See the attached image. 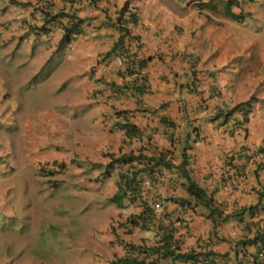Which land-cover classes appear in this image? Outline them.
Segmentation results:
<instances>
[{"label": "crops", "instance_id": "0c3cea01", "mask_svg": "<svg viewBox=\"0 0 264 264\" xmlns=\"http://www.w3.org/2000/svg\"><path fill=\"white\" fill-rule=\"evenodd\" d=\"M34 1L39 7L33 9L31 19L35 24L49 25L47 29H51L48 32L50 36L54 35L53 39L47 38V32L40 35L48 39L51 50L60 40L63 24L69 22V16L49 19L51 15L59 10L69 12L71 8L83 19L82 32L73 34L67 46V56L77 65L69 77L72 78L71 86L81 90L76 93L82 102L73 105L75 109L71 115L75 118L70 123H63L59 114L53 115L48 110V133L38 130L40 125L37 124L29 128L34 134L30 140H24V144L30 157L62 165L76 157L78 162L73 165L80 169L84 164L86 170L92 171L103 197L110 200L118 190L120 174L130 168V162L110 164L113 157L147 148L149 155L163 151L164 159L173 164L171 167L160 166L154 182L142 187L141 197L131 199L125 193L121 201L113 200L111 219L97 228L98 236L110 247L96 248L97 257L102 256L105 264H110L124 254L120 236L126 229L125 221L141 212L144 200L163 193L166 195L165 211L173 219V236L181 251L202 250L206 246L205 249L218 251L217 264H254L251 256L262 243L257 241L250 246L237 243V240L242 234H246L242 238L255 235L259 224L254 221L263 217L262 213L244 212L220 221L206 205L187 194L177 166L182 159L180 140L187 130L197 127L198 137L186 149L189 157L185 167L189 175L208 192L214 191L213 203L220 205L225 213L256 202L255 190L264 186V148L254 152L253 149L264 147L260 115L264 116L255 117L256 103L251 104L248 120L243 123L236 111L231 112L226 121L215 114L226 113L236 103L258 97L260 81H253L250 73L240 72L238 58L243 53L249 59L252 53L256 55L260 46L257 59L260 64L254 70L257 74L264 69V37L260 42L252 38L264 29L255 32L248 29L242 33L237 27L249 19L254 21L250 27H262L264 0H128V10L123 16L127 18L131 12L135 18L126 21L123 42L129 51L146 60L144 70L148 90L139 97L115 94L112 83H122L129 77H123L112 57L103 58V53L120 35L116 19L126 0ZM207 1H229L231 10L240 18L233 19L222 11L199 6ZM42 7L49 9V15ZM46 59L39 57L36 60L44 62ZM190 81L194 82L193 88ZM0 102L3 108V99ZM66 107L69 112V104ZM116 110L121 112L115 113ZM126 110L128 121L138 129L130 136L116 124L125 120ZM164 117L175 121V127L165 125ZM232 119L239 120L238 124L244 128L230 130L228 124ZM69 128L73 135L69 134ZM193 134L195 137V130ZM241 148L242 151H238ZM230 153H233V159L229 165L225 160ZM103 165L105 170H102ZM175 180L179 182H173ZM184 194L189 200L182 205L177 199ZM246 226L251 229L246 231ZM145 230L151 232L149 236L143 233ZM125 237L134 244L148 246L159 241L155 225L135 224ZM19 264H28V261Z\"/></svg>", "mask_w": 264, "mask_h": 264}, {"label": "rangeland", "instance_id": "374dc122", "mask_svg": "<svg viewBox=\"0 0 264 264\" xmlns=\"http://www.w3.org/2000/svg\"><path fill=\"white\" fill-rule=\"evenodd\" d=\"M36 6L34 0H0V264H105L95 249L110 246L98 236L97 228L111 219L113 200L103 197L92 171L84 164L80 169L73 165L78 162L76 157L65 165L34 160L24 144L34 134L29 128L35 124L44 134L50 131L46 125L48 110L59 114L63 123H70L75 118L71 115L73 105L82 102L76 93L81 90L72 87L69 78L73 68L77 69L67 56L69 39L51 50L48 39L40 35L47 32V38L53 39L48 24L41 26L31 19ZM43 10L49 15V9ZM251 23L254 21L249 19L237 28L242 33L264 29V19L263 28L256 24L252 28ZM263 37L264 32L252 36L259 42ZM259 47L249 59L243 53L238 58L240 72L260 81L258 97L252 99V105H257L255 117L264 116V69L257 74L254 70L260 64ZM39 57L47 59L37 61ZM253 64L256 66L252 68ZM260 118L264 132V118ZM69 134L73 135L72 128ZM182 197L189 200L186 194ZM143 233L149 236L151 232ZM161 261L177 263L169 258Z\"/></svg>", "mask_w": 264, "mask_h": 264}, {"label": "trees", "instance_id": "16d2710c", "mask_svg": "<svg viewBox=\"0 0 264 264\" xmlns=\"http://www.w3.org/2000/svg\"><path fill=\"white\" fill-rule=\"evenodd\" d=\"M70 1V3L75 2L76 0H68ZM200 7H207L211 10H215V11H222L224 13H226L227 15H229L231 18L233 19H239L240 15L234 13L230 6L231 3L228 2H221L220 1H207V2H203V3H199ZM128 10V0H126L124 2V4L121 6V8L118 11V16L116 19V25L117 28L120 32V35L118 36V38L114 41L113 45L111 46V48L106 51L105 53H103V58L108 59L110 57H114L115 54L119 49L124 51V56L127 58L128 55L130 56V58L128 59V63L126 65V67H124L123 65L117 64L119 71L121 72V74L123 75V77H126V75H130L131 73H133L134 71H139L140 69H142L145 65L146 60L144 58L141 57H137L135 55V52L129 51L127 49V47H125L124 42H123V37L125 36V33L127 32V27L125 25L126 21L130 20L133 21V19L135 18V15H133V13H129L128 17L125 18L123 16V12ZM74 11L69 8V12H64L62 10L57 11L56 13H54L53 15H51L49 17V19H54V18H58V17H67L69 16V22L63 24V34L61 36L60 39V44L65 43L68 39L70 40L72 38L73 34H77L82 32V21L83 19L80 17H77L74 13ZM115 60V58H114ZM130 60V62H129ZM117 62V61H116ZM194 82L190 81L189 85L191 88L194 87ZM112 88L115 92V94H124V95H130V96H135V97H139L143 92L148 90V83L146 81V77H135L134 79H127L124 80L122 83H112ZM190 89V88H188ZM138 99V98H137ZM250 101L249 99L245 100V101H241L236 103L233 108L222 114V119H224V121L227 120L228 116L231 112L236 111L238 112L240 115H243V121L247 120V112L249 110V106H250ZM121 111L116 110L115 113H120ZM127 110L125 111V120L123 122H117L116 124L123 127L125 129V134L130 136L133 134H136L138 132V129L136 127L135 124H132L128 121L127 118ZM164 123L165 125L171 126V127H175V121H173L172 119H166V117H164ZM236 122H240L238 120H236ZM242 123V121L240 122ZM228 126L230 127V124H228ZM244 127L242 126V129ZM193 130L196 131L195 137L192 136L191 134H193ZM194 135V134H193ZM198 137V128L194 127L190 128L189 130H187V132L184 134L183 139L180 140V142L182 143L181 146V150H182V159L181 162L179 163L178 170L177 172L180 173L181 176L186 177V182H183V185L186 188V191L188 193V195L191 197V199H195L196 202H200L204 205H206L210 211L211 214H214L215 217H217V219L219 218L220 221H225L227 220L230 216H239L241 214H243L244 212H248L251 215L256 214V213H260L262 212V210L264 209V186H262L261 188H257L255 191L257 192V199L255 203H251L249 205H244L242 207H240L237 210H234L231 213H225L223 212V209L220 205H215L213 203V190L208 192L206 188L200 186L197 181L192 178L189 175V171L188 169L185 167V165L188 163V157L189 155L186 152V149L189 148L191 146V141H195L196 138ZM171 139L173 140V137L171 136ZM264 147H259V151H263ZM149 151L147 148H143L138 150V153H133V152H128V153H122L116 157H113L111 159V163L114 162H121V163H127L130 162V168H128L129 170L124 171L123 173H121V178H120V182L118 183V190L116 191V193L112 196V200H116L117 198H119L120 196H122L125 193L129 194V189L130 187L132 188V184H135V181L137 178H142L145 175L148 174H154L157 175L159 173L160 170V166L164 165L166 167H171L173 164L172 162H170L169 160H165L164 157L165 155H163V151H159V153L156 154H148ZM233 159V153H230L229 155H227L225 162L227 164H231ZM135 161V162H133ZM132 164V165H131ZM228 172V171H227ZM152 176V175H151ZM156 176H153V179L155 180ZM173 182H179V180H175ZM122 190V192H121ZM141 192L138 193V197H141ZM123 197V196H122ZM129 197H133L132 195L129 194ZM135 197V196H134ZM186 201V198H178L177 202H179L180 204L184 205ZM147 200L143 201V210L140 213H145V206L147 205ZM141 215V214H139ZM215 220V218H214ZM135 221V220H134ZM255 223L259 224L258 225V229L255 232V235L251 236V237H244L246 234H242L240 237V239L237 240V243L240 244H248L250 246H252V244H257V241H260V244H263L264 247V218L263 217H259V220H255ZM216 221H215V225H216ZM173 226V227H172ZM175 225L174 223H172V225H168L166 227V233L165 235L162 237L161 243L159 241L158 244H151L147 247L145 244L139 245V244H134V243H130L128 242L129 245V252L128 255L119 257L118 259L114 260V264L116 263H124V264H159V261L161 259H165V258H180L181 260H186V259H191L192 261H197L199 258L200 259H204V258H208L209 260H214L215 257L218 254V251L216 250H208L205 249L206 246H204V249L202 250H197L196 252L194 251H188V252H175L173 249V245L178 246L175 242V239L173 238V231H174ZM251 228L249 226H246L245 230L249 231ZM155 253L156 257H153L151 259H149L150 256H141V253H146L148 254L149 252ZM130 252H132L133 254H131ZM251 253V252H250ZM253 254V253H252ZM255 255V254H254ZM251 256L252 259L254 258V260L256 259L255 256L257 257V255L255 256ZM203 261V260H202ZM256 264H262V261L259 260Z\"/></svg>", "mask_w": 264, "mask_h": 264}, {"label": "clouds", "instance_id": "9594fccd", "mask_svg": "<svg viewBox=\"0 0 264 264\" xmlns=\"http://www.w3.org/2000/svg\"><path fill=\"white\" fill-rule=\"evenodd\" d=\"M42 26V25H41ZM73 36V35H72ZM60 39H61V37H60ZM70 41V40H69ZM60 42V40L58 41V44H56V47H58V45L60 44L59 43ZM64 44V43H63ZM63 44H61V45H63ZM125 46V45H124ZM126 47V46H125ZM119 53H124V51L123 50H121V49H119L116 53H114L115 54V56L114 57H112V59H114L115 58V61H116V56L119 54ZM124 55V54H123ZM128 59L130 58V56L128 55V57H127ZM130 61V60H129ZM117 64H118V62H116ZM129 64V63H128ZM126 65H127V63L126 64H124L123 66L124 67H126ZM143 70V71H142ZM126 76H128L129 78L128 79H134L135 77H137V76H139V77H143V76H145V70H144V67L142 68V69H140L139 71H134L133 73H131L130 75H126ZM249 100H251L250 101V106H249V110H248V112H247V117H248V115H249V112H250V110H251V104H252V99H249ZM233 108V107H232ZM231 108V109H232ZM230 109V110H231ZM222 114H224V113H222ZM222 114H219V113H216L215 115H219V116H221L222 117ZM228 116V115H227ZM241 117H242V119H241V121H242V123L243 122H245V121H243V115H241ZM247 120H248V118H247ZM246 120V121H247ZM239 121V120H238ZM239 122H236V120H234V119H232L231 120V122H230V127H229V129L230 130H232V131H236L238 128H242V126H241V124L239 125L238 124ZM256 150H258V148H256V149H253V152L254 151H256ZM152 175V176H151ZM153 176H156V175H154V174H148V175H145L144 177H142V178H137L136 179V181L137 180H141V179H145V178H150V183L149 184H147L146 185V187L147 186H150L153 182H154V179H153ZM135 181V182H136ZM145 185H143V186H141L140 188H139V191L138 192H136V191H134L133 190V184H132V188L130 187V189H129V194L130 195H132L133 197L132 198H135V197H138V193H140V192H142V187H144ZM136 192V193H135ZM188 194V193H187ZM161 195H163L164 196V200H165V202H166V195L165 194H163V193H159L158 195H156L155 197H151L150 198V200H147V205L145 206V213H139V214H141V215H137V216H133V217H131V218H129V219H127L126 221H125V225H126V229L124 230V232H123V236H120V242L122 243V245H123V247H124V249H125V252H124V254H122L121 256H119V257H122V256H125V255H128V252H129V245H128V242H130V243H132L131 241H129L128 239H126V237H125V233H127L128 231H129V229L132 227V226H134L135 224H138V225H140V226H148V225H152V226H154L155 225V232H156V234H158L159 235V241H160V243H161V240H162V237L165 235V233H166V227L168 226V225H172V222H173V219L172 218H170V217H168L167 216V211H165L164 212V214H165V216H164V218L162 219V220H160V222L157 224L156 222H148V223H142L141 222V220L147 215V213H148V210H149V206H150V204H151V202H155ZM135 196V197H134ZM131 198V199H132ZM188 200H186L185 202H187ZM144 207V206H143ZM143 207H142V209H141V211L143 210ZM165 203H164V210H165ZM262 215H263V217H264V209L262 210ZM165 218H167V219H165ZM135 220V221H134ZM166 224H165V223ZM173 227V226H172ZM173 238H174V236H173ZM161 239V240H160ZM175 239V238H174ZM159 241H158V243H159ZM175 243L178 245V242H177V239H175ZM157 243V244H158ZM137 244H139V245H142V244H144V243H137ZM173 245V249H174V251L175 252H188V251H194V252H196L197 250H195V249H189V250H186V251H181L180 250V247H179V245L178 246H175L174 244H172ZM145 246H146V249H147V247H148V245H146L145 244ZM213 250V249H212ZM260 252H262L263 253V256H260L259 255V253ZM131 254H133L132 252H130ZM134 255V254H133ZM217 255H219V253L217 254ZM255 255H257V257L255 256ZM255 260H254V264H256L259 260H261L262 261V264H264V247H263V244H262V246L256 251V253H255ZM141 256H150L149 257V259H151V258H153V257H156V254L155 253H152L151 251L148 253V254H146V253H141ZM119 257H116L115 259H113L112 261H110V264H114V260H116V259H118ZM166 259V258H165ZM169 259L171 260V261H177V263L176 264H204L203 263V261L202 260H204V259H207V264H217L216 263V261H215V259L214 260H209L208 258H204V259H198L197 261H192L191 259H186L185 261L184 260H181L180 258H172V257H169ZM116 264H124V263H116ZM159 264H163V261H159Z\"/></svg>", "mask_w": 264, "mask_h": 264}, {"label": "built area", "instance_id": "2783aa9c", "mask_svg": "<svg viewBox=\"0 0 264 264\" xmlns=\"http://www.w3.org/2000/svg\"><path fill=\"white\" fill-rule=\"evenodd\" d=\"M116 61L118 62V64L120 65H124L126 63H128V59L123 55V53H119L116 56ZM130 62V61H129ZM143 71V70H142ZM150 183V178H145V179H141V180H137L135 182V184H133V190L138 192L139 188L143 185H147ZM135 192V193H136ZM164 196L161 195L155 202H151L150 206H149V210L147 215L141 220L142 223H148V222H156L157 224L160 222V220H162L165 216L164 212ZM260 256H263V253L260 252L259 253ZM204 264H207V259L203 260Z\"/></svg>", "mask_w": 264, "mask_h": 264}]
</instances>
